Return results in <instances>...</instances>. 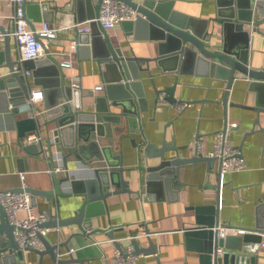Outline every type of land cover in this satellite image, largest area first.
<instances>
[{"label": "crops", "instance_id": "0c3cea01", "mask_svg": "<svg viewBox=\"0 0 264 264\" xmlns=\"http://www.w3.org/2000/svg\"><path fill=\"white\" fill-rule=\"evenodd\" d=\"M32 1L48 4V9L51 11L48 14L50 18L48 21L53 26H66L77 21L75 12L70 10L72 0ZM91 1L93 5L98 3V0ZM216 1L173 0L172 7L187 15L188 21L193 22L196 30L200 31L206 26L210 30L214 28L217 42L225 43L226 37L225 34L221 35L220 26L212 22L206 24V20L214 17L217 12ZM12 14V7L0 0V25L7 27L9 25L7 18ZM30 14L33 16L29 20L30 23L33 27L39 28L43 22L37 20L40 11L31 9ZM260 28L264 31V24L260 25ZM107 35L111 44L116 48L121 47L125 55L151 57L156 53L155 42L134 40L132 22L115 25L107 31ZM77 36L78 33L74 28H66L49 43L50 51H67L73 43L76 44ZM230 37L234 39V36ZM229 41L227 39L228 43ZM250 41L247 57L249 64L252 68L264 69V35L250 32ZM0 47H2V42H0ZM10 47L13 58H17L18 49L13 38H11ZM77 47L78 44L72 56L73 67L62 68L61 72L65 76V81L68 82L69 78H74L84 92L90 90L94 96L103 95L108 83L102 80L98 65L93 60L87 59L88 51H78ZM151 71L152 74H157L159 69L151 64ZM1 72L3 71L0 70ZM142 75L146 100L139 98L137 100L134 93L129 90L133 100L132 102L126 101L125 107L132 110L134 114L123 112L122 105L115 109L114 112L120 115V122L118 124L107 123L105 127L107 134L99 139L100 147L105 148L103 153L105 159L101 161L95 157L88 158L90 152L87 148L84 155H81L83 159L72 155L67 161L69 174L74 178H86L93 175L95 166L103 169H118L115 164L120 161L122 168L127 169L124 177L128 180V185L140 194L123 192L111 195L106 199L108 204L106 211L103 205L102 208L96 207L91 210L92 213L86 225L106 232L96 231L89 238L87 234L79 232L76 224H72L48 228L44 234L52 244L67 243L68 248H74L73 257L87 259L84 264H113L116 248L111 239L106 236L108 230H113L114 237L123 240L130 232L141 233L145 227L152 232L164 230L163 233L154 236L158 245L159 258L154 254L141 255L138 257L137 264H198L197 253L186 249L182 236V229L192 226L194 222V212L190 208L197 205L217 204L220 223L243 229L255 227L258 219L262 217L264 131L260 128L264 127V113L260 115V125H256V112L248 107L240 106L253 104L255 94L247 92L251 79L239 75L240 79L235 80L229 92V101L238 105L228 104L225 108L221 103L225 95V83L206 74L180 75V84L175 89L174 96L178 99L194 100V102L179 109L176 106L179 103L176 102L174 104L163 102L156 106L153 87L147 75L144 72ZM172 77V75L166 76L164 78L167 79L164 80L161 76H155L157 88L162 89L166 85H171ZM26 82L29 87L36 86L44 90L42 86L34 82L33 73L26 79ZM124 82L128 85L129 80L125 79ZM114 92L119 93L117 90ZM244 93L248 94L247 98H244ZM92 101L91 97H85V110L92 109ZM45 105L46 100L43 97L42 101L37 102L36 107L45 110ZM19 107L21 113L16 115L17 119L31 115L25 101L19 103ZM35 117L40 123L39 130L44 137L46 150H48V139L52 136L51 128L55 127V123L51 121L44 126V122L50 121H47L43 114ZM131 117L136 119L133 124L129 121ZM225 127L228 129V141L240 149L246 160L247 166L244 170L220 174L216 160L211 167H208L204 161H197L193 166L185 165V168L181 170L180 180L184 183L183 185L180 186L173 178V184L177 189L175 195L166 194L159 201L143 200L147 157L143 146L146 143H153L157 149L163 141H166L171 148L165 152V155L181 157L200 156L196 148L200 144L204 156L207 157L214 148L215 133ZM25 137L21 138L17 135L16 130L0 131V188L12 190L28 187L52 190L55 179L65 175L52 177L48 173L50 161L41 150L38 149V153L34 154L25 151L23 148ZM64 151L66 155L70 153L65 148ZM148 162L156 164L158 159L152 158ZM108 163L113 165L107 166ZM20 172H25L24 178H21ZM60 187L65 195L53 194L49 198L40 194L36 195L32 200L34 212H50L53 219H67L76 214L81 207V195L73 192L69 182L61 183ZM260 220L262 224V219ZM74 232L77 234L72 235ZM263 243L264 235L257 250V264H264ZM143 244L146 245L147 242L144 240ZM65 250L64 246L59 249V251ZM23 258L24 264H39V256L33 251H24ZM42 258V264H53L48 255H43Z\"/></svg>", "mask_w": 264, "mask_h": 264}, {"label": "water", "instance_id": "95a60500", "mask_svg": "<svg viewBox=\"0 0 264 264\" xmlns=\"http://www.w3.org/2000/svg\"><path fill=\"white\" fill-rule=\"evenodd\" d=\"M137 10L136 19L132 22L134 26V40L156 43L154 56H136L135 54L125 55L121 47H114L107 35V31L100 29L95 22L90 23L91 32L78 34L75 42L78 43L77 50H87V59L93 60L98 65L99 74L106 83L103 95L94 96L92 91H83L82 87L72 88L71 81H65L61 72L62 67L56 59L49 55L40 59L23 61L25 70H31L34 82L43 87L44 99L46 100L45 112L43 113L48 123L54 122L57 133L60 134L62 146L74 153L77 158L83 159L81 155L88 151V158L95 157L104 160L105 148L100 147L99 139L106 136L105 127L107 123L118 124L120 115L115 111L122 107L123 112L134 114L125 107L126 101L132 102V95L140 100H146L142 84V73L144 72L153 87L156 96V106L160 97L164 102H174L190 105L194 100L178 99L174 91L180 84L179 76L190 73L206 74L217 81L226 84L222 105H238L230 102V89L235 80L240 76H246L249 82L247 92L255 94L253 104L240 105L248 107L257 114L255 124L260 125V115L264 113V69L252 68L249 64L248 52L250 47V32L263 34L260 25L264 24V0H217V12L214 17L206 20L220 26L221 35L225 34V43L217 42L214 28L211 30L205 27L196 30L189 17L172 7L173 0H121ZM101 0L93 5L91 0H72L70 10L75 12L78 22L94 18L99 12ZM24 11L30 26L31 9L40 11L39 21L48 22V4L44 2H25ZM86 10V11H85ZM85 12V14H84ZM83 15V16H82ZM36 19V18H34ZM189 22V23H188ZM208 25V24H207ZM230 36H234L232 39ZM227 39L229 43L227 42ZM0 47V131L16 130L21 138L33 133L40 123L36 117L29 115L27 118H16L21 113L19 103H23L28 96V86L24 82L22 73L15 69L17 59L13 58L10 47L11 38L5 35ZM151 64L159 69L157 74H152ZM46 75H49L50 79ZM172 75L173 82L162 89L156 86L155 76L162 78ZM46 76V77H45ZM50 81H49V80ZM129 80V83L124 80ZM167 78H164V80ZM115 90L119 93L115 94ZM130 90V91H129ZM114 92V93H113ZM91 97L92 109H84L85 97ZM248 94L244 93V98ZM26 110V107H25ZM135 123V117L129 118ZM5 123V124H3ZM264 131V127L260 128ZM95 136V137H93ZM25 151L32 154L38 153V143L23 145ZM168 142L163 141L157 149L153 143H146L143 146L145 164V194L143 200L151 201L163 199L166 194H176L177 189L173 184L183 185L180 180L181 170L185 165H191L197 161H204L208 167L214 162V157L197 156L181 157L179 155L167 156L166 151L170 150ZM173 148V147H172ZM174 149V148H173ZM157 158L156 164H149L148 160ZM85 160V159H84ZM87 160V159H86ZM120 160V158H119ZM113 164L108 163L107 166ZM118 169H103L95 166L93 175L86 178H74L68 173L64 177L56 178L52 190L31 189L20 187L11 191H26L31 193L33 200L40 194L47 198L53 194L65 195L60 184L69 182L74 193L81 195L80 210L67 219L52 218L42 223L45 228L64 227L76 224L80 233H85L90 238L96 231H105L89 227L87 224L91 210L96 207L104 211L108 209L107 197L119 193H139L134 191L128 180L124 177L122 162L115 164ZM111 187H114L111 189ZM219 189V185H218ZM262 224L246 229L244 235H230L226 238H217L212 226L219 221L218 206L197 205L192 208L194 222L192 226L182 229V236L186 249L197 253L198 264H257V250L264 235V205ZM101 211V210H100ZM89 230V232H87ZM119 230H121L119 228ZM14 225L9 223L6 211L0 207V264H24L23 252L33 251L39 256V264H42L43 255H48L53 264H84L87 259L68 256V258L57 257L56 252L60 247L68 249L67 243L52 244L40 233L43 249L20 248L13 235ZM106 232V231H105ZM160 231H149L145 227L141 233L130 232L128 237L117 239L113 230H108L106 236L110 238L115 248L124 254L125 246L131 245L134 255L154 254L158 257V245L154 236L163 233ZM77 234L76 232L72 235ZM71 235V236H72ZM145 238V239H144ZM144 240L147 242L143 244ZM127 242V243H126ZM222 247L224 254L217 256L215 248ZM159 258V257H158Z\"/></svg>", "mask_w": 264, "mask_h": 264}, {"label": "built area", "instance_id": "2783aa9c", "mask_svg": "<svg viewBox=\"0 0 264 264\" xmlns=\"http://www.w3.org/2000/svg\"><path fill=\"white\" fill-rule=\"evenodd\" d=\"M3 1H5L8 6L12 7L13 14L7 18L9 21L7 27L0 25V40H2L5 35H9L10 38H13L15 41V45L18 49V57L16 58L18 63L15 69L22 73L24 82H26L27 78L32 76L31 71L25 70L22 65L25 60L40 59L51 55L62 68L67 69L73 67L72 56L75 46L78 44L77 42L76 44L73 43L67 51L52 52L49 49V43L55 40L60 32L66 28H74L78 34H82L84 32H91L90 23L95 22L100 29L108 31L119 23L133 22L138 14L137 10L132 9L121 0H101L98 9L99 12L94 18L84 20L83 22H71L66 26H53L49 21H43L39 28H35L33 26L30 27L23 7L25 2H30L32 0ZM69 81H71L72 88L81 86L74 78H69ZM26 85L28 86V96L25 98V105L29 107L31 116L35 117L38 114H43L45 110L36 107L37 102L43 100V90L36 86L29 87L28 82H26ZM98 88L100 89V87ZM163 102L164 100L161 97L159 103ZM176 106L182 109L185 105L176 104ZM51 130L52 136L48 139V150H46L45 140L39 128L33 133L27 134L24 138V144L38 143V149L41 150L50 161L48 173L52 177H58L69 173L70 169L67 167V161L70 159V156L75 154L70 152L66 155L61 143L60 134L57 133V127L55 126L51 128ZM213 147V150L208 156L214 157L217 161L220 174L242 171L246 168L247 164L242 152L238 147L232 145L228 141V129L226 127L215 133ZM196 148L197 154L204 156L201 145L199 144ZM20 176L24 178L25 172H20ZM1 206L6 211V217L9 223L14 225L13 235L19 247L22 249L26 247L36 250L43 249L44 245L38 233L44 235L48 231V228L43 227L42 223L52 219V213L47 211L35 213L33 210L31 193L26 191L14 192L0 188V207ZM211 229H213L216 239H224L230 235H244L248 232L246 229L233 227L231 225L228 226L219 221L214 224ZM87 232H89V230ZM262 246L264 247V243ZM132 250L133 248L131 245L125 246L124 254L115 249L113 264H137L139 256L132 254ZM74 251V248H68L65 251L58 250L56 255L60 258H68V256H72ZM214 251L217 256H222L224 254V249L222 247H217Z\"/></svg>", "mask_w": 264, "mask_h": 264}]
</instances>
